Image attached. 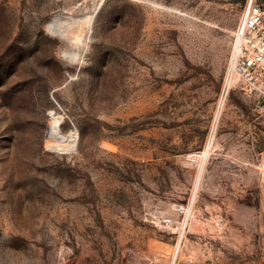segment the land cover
<instances>
[{
    "label": "rangeland",
    "instance_id": "rangeland-1",
    "mask_svg": "<svg viewBox=\"0 0 264 264\" xmlns=\"http://www.w3.org/2000/svg\"><path fill=\"white\" fill-rule=\"evenodd\" d=\"M248 1L0 0V264H264Z\"/></svg>",
    "mask_w": 264,
    "mask_h": 264
},
{
    "label": "built area",
    "instance_id": "built-area-1",
    "mask_svg": "<svg viewBox=\"0 0 264 264\" xmlns=\"http://www.w3.org/2000/svg\"><path fill=\"white\" fill-rule=\"evenodd\" d=\"M236 83L240 84L244 95L256 103V111L264 119V8L257 0L248 1L236 30L218 101V114ZM175 212L183 220L168 217L155 220L158 226L181 234L182 239L189 209L176 206Z\"/></svg>",
    "mask_w": 264,
    "mask_h": 264
},
{
    "label": "bare ground",
    "instance_id": "bare-ground-1",
    "mask_svg": "<svg viewBox=\"0 0 264 264\" xmlns=\"http://www.w3.org/2000/svg\"><path fill=\"white\" fill-rule=\"evenodd\" d=\"M58 25H59V19L58 18H56V19H54L53 21H51L50 22V24H49V28L53 31H58L57 29H58ZM62 28V27H61ZM62 32H63V30H62ZM58 36L60 37V39H64V40H66L67 38H66V36L65 35H63L62 33H59L58 34ZM75 53V52H74ZM69 56V55H68ZM75 56V55H74ZM52 138V137H51ZM72 138H74V136H73V134H70V135H68L67 136V140H69V141H71V139ZM53 139V138H52ZM62 140V139H61ZM63 141V140H62ZM74 141V140H73ZM66 142V141H65ZM63 144H64V141H63ZM173 264V263H172Z\"/></svg>",
    "mask_w": 264,
    "mask_h": 264
}]
</instances>
